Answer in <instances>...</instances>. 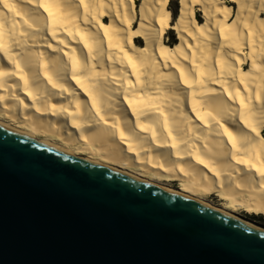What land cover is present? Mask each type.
Segmentation results:
<instances>
[{
    "label": "bare ground",
    "instance_id": "bare-ground-1",
    "mask_svg": "<svg viewBox=\"0 0 264 264\" xmlns=\"http://www.w3.org/2000/svg\"><path fill=\"white\" fill-rule=\"evenodd\" d=\"M170 1L0 0V127L264 230V0Z\"/></svg>",
    "mask_w": 264,
    "mask_h": 264
},
{
    "label": "water",
    "instance_id": "water-1",
    "mask_svg": "<svg viewBox=\"0 0 264 264\" xmlns=\"http://www.w3.org/2000/svg\"><path fill=\"white\" fill-rule=\"evenodd\" d=\"M0 264H264V230L0 127Z\"/></svg>",
    "mask_w": 264,
    "mask_h": 264
},
{
    "label": "rangeland",
    "instance_id": "rangeland-1",
    "mask_svg": "<svg viewBox=\"0 0 264 264\" xmlns=\"http://www.w3.org/2000/svg\"><path fill=\"white\" fill-rule=\"evenodd\" d=\"M229 3H231L229 1ZM170 8H172V12H173V19L175 20V18L177 17L178 13H179V8H180V0H171L170 1V4H169ZM175 14V15H174ZM198 18L200 20H203V13L201 11H198V14H197ZM165 40L166 42H168L169 44H174L178 41L177 39V33L175 30H171L169 31V33L166 34L165 36ZM144 44V41L141 42ZM175 187H179V183L178 182H175L173 184ZM213 200L216 202V203H220V201H218V198H213ZM244 215H247L248 217L252 218V219H255L261 223H264V215H256V214H248V213H243Z\"/></svg>",
    "mask_w": 264,
    "mask_h": 264
},
{
    "label": "trees",
    "instance_id": "trees-1",
    "mask_svg": "<svg viewBox=\"0 0 264 264\" xmlns=\"http://www.w3.org/2000/svg\"><path fill=\"white\" fill-rule=\"evenodd\" d=\"M171 10H172V8H171Z\"/></svg>",
    "mask_w": 264,
    "mask_h": 264
}]
</instances>
